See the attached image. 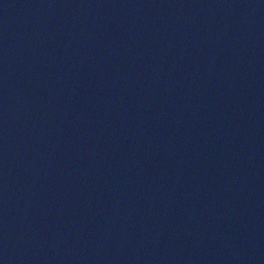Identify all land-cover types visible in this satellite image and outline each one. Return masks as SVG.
<instances>
[{
	"label": "water",
	"instance_id": "1",
	"mask_svg": "<svg viewBox=\"0 0 264 264\" xmlns=\"http://www.w3.org/2000/svg\"><path fill=\"white\" fill-rule=\"evenodd\" d=\"M0 264H264V0H0Z\"/></svg>",
	"mask_w": 264,
	"mask_h": 264
}]
</instances>
